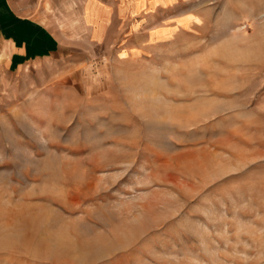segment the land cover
I'll use <instances>...</instances> for the list:
<instances>
[{
    "label": "rangeland",
    "instance_id": "374dc122",
    "mask_svg": "<svg viewBox=\"0 0 264 264\" xmlns=\"http://www.w3.org/2000/svg\"><path fill=\"white\" fill-rule=\"evenodd\" d=\"M72 9L0 44V264H264V0Z\"/></svg>",
    "mask_w": 264,
    "mask_h": 264
},
{
    "label": "crops",
    "instance_id": "0c3cea01",
    "mask_svg": "<svg viewBox=\"0 0 264 264\" xmlns=\"http://www.w3.org/2000/svg\"><path fill=\"white\" fill-rule=\"evenodd\" d=\"M89 1L0 0V44L11 43V49L16 44L20 48H24L25 45L29 48L34 44L38 50L51 47L49 43L51 33L47 25L55 21L57 12L67 8L69 13H73L72 7L78 6L79 3L87 4ZM40 41L45 42L43 46L40 45ZM30 52L28 51L27 56Z\"/></svg>",
    "mask_w": 264,
    "mask_h": 264
}]
</instances>
